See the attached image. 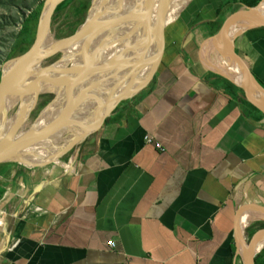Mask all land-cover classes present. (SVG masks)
<instances>
[{"label":"crops","instance_id":"obj_1","mask_svg":"<svg viewBox=\"0 0 264 264\" xmlns=\"http://www.w3.org/2000/svg\"><path fill=\"white\" fill-rule=\"evenodd\" d=\"M209 1L166 25L153 80L100 130L52 164L4 170L0 264H243L236 216L264 207V114L214 62L223 1ZM235 48L264 85V26L240 31ZM157 55L156 43L141 87Z\"/></svg>","mask_w":264,"mask_h":264},{"label":"water","instance_id":"obj_2","mask_svg":"<svg viewBox=\"0 0 264 264\" xmlns=\"http://www.w3.org/2000/svg\"><path fill=\"white\" fill-rule=\"evenodd\" d=\"M62 1L64 0H47L44 2L33 43L24 53L11 60L12 64L6 71H2L0 79V113L5 98L14 93L13 86L20 69L30 60H35L37 64H39L41 60L47 59L61 51L62 47L71 41L88 35L85 39V45L81 51L82 60L84 56V61L79 66L73 65V63H71L69 66L61 68L53 67L51 64L44 68V70H49L52 73V76L45 74L40 75L35 81L33 87L37 89L41 86V84L53 87L56 89L54 92L57 96L58 92L62 91L64 99L61 112L44 128L38 131H28L27 133L6 143L0 151V164L5 162L21 161L19 159V155L23 150L33 146L38 142L48 139L51 136L53 137L59 133H64V131L69 128L79 127L83 131V135L77 138L78 142L93 132H97L103 127L106 120L112 115L121 102L137 95L148 86L162 63V59L166 50V25L163 23L165 8L161 10L160 15L158 16V28L155 33L158 55L152 64V70L148 81L142 87L136 90H133L131 84L122 94L116 97H114V95L119 89L118 86H115L114 88L108 90V93L105 95V100L98 98V96L93 91L98 89L100 85L111 81V79H116L118 77L117 75H119V73L125 69H112L114 72L112 70L106 69V64L110 63L109 65H111V68L122 62V60L116 63L115 59L104 64H97L99 60H94L92 62L88 61L89 55L87 57V54L89 52L90 44L92 43V40L96 34L105 28L116 24L117 22L128 20L129 16H120L119 18H110L104 21H90L88 20V17H86L80 28L77 29L72 35L56 41L49 51L40 53V46L43 44L44 40L51 35V20L53 13L56 7ZM263 1L264 0H261L259 4L254 7L243 5V8L230 13L223 21L219 31L212 36V44L214 45L220 58L231 65L238 66L242 70L246 79L244 80L245 82L243 84L235 81L232 75L230 77H232V80L236 85L241 86L244 89L245 98L264 114V98L260 97V95L264 97V85L251 70L247 61L236 51L235 48V39L240 31L243 29L264 26V13L258 9ZM149 2H151L150 12H153L154 0H149ZM232 27H236L240 31L235 35L230 36L229 30ZM145 63L146 62L144 60L139 59L138 63L133 66V69H130L131 73H134L135 76L138 72L144 69ZM91 66L94 68L93 71L90 72ZM96 69L97 71H95ZM105 74L106 76L103 77V79L100 78L96 80L95 84L85 86L86 83H88L95 75L103 76ZM25 93H27L26 90L17 93V95H23ZM39 95L37 96L39 97ZM94 100L103 103L99 105L98 112H93L91 118L92 123H88L90 125H84L81 120L74 118V116L78 113H81L80 109H83L84 106H89L94 102ZM51 103H49V105H51ZM49 105H47L45 109ZM69 150L70 148L64 149L57 154L56 158H60ZM34 166L36 167L37 165L34 164ZM249 210H253L254 212L264 215V207L256 204H247L238 210L236 216V240L239 247L241 245L239 244L240 237L238 225L242 214ZM5 238L6 245H8L9 237L6 235ZM263 239L264 228H260L252 235L248 244H245V250H243V247L241 246L243 251L242 254H240V257L242 258L243 264H256V257L261 253L264 247L259 251V253L256 252V249L259 245V242Z\"/></svg>","mask_w":264,"mask_h":264},{"label":"bare ground","instance_id":"obj_3","mask_svg":"<svg viewBox=\"0 0 264 264\" xmlns=\"http://www.w3.org/2000/svg\"><path fill=\"white\" fill-rule=\"evenodd\" d=\"M181 2L182 0H154L153 12H150L151 2H146V0L93 1L91 16L89 19L90 21H104L110 18L114 19L119 18L120 16H129L128 20L117 22L116 24L107 27L98 34H96V36L92 40V43L90 44L89 52L87 54V57L89 55L88 61L92 62L94 60L98 61L100 59V64H104L110 62V60L116 59V63L122 60V62L116 64L111 68V65H109L110 63L106 64V69H125L119 73L118 77L115 79L116 81H112L106 87V89H104V91L106 92L103 97L101 98V96H98V98L105 100V95L108 93V90L114 88L115 86H118L119 90L116 89L118 91H116L114 97L122 94L125 88H128L131 84L133 90H136L141 87L149 69V54L155 45L151 43L155 39V33L158 28V19L156 18V16L154 17V12L157 6L159 5L162 6L163 9L165 8L164 10L166 12L164 11L163 23L164 25H167L174 18L180 15L188 0H185L183 6L176 11V8L180 5ZM258 9L264 13V1L261 3ZM239 31L240 30H238L236 27H232L229 30V35L233 36ZM87 36L88 35L82 36L77 40L71 41L69 47L64 51L62 57L57 61L55 65L52 66L63 68L66 65L65 63H73V65L77 66L81 65V63L84 61V56L82 60L81 51L85 45V39ZM51 45L52 40L50 37H47L44 40L43 44L40 46L39 52H47L50 49ZM139 59H142L146 62L145 67L143 70H141L134 76V73L132 74L130 69H133V66L138 63ZM219 59L221 60L220 57ZM11 64L12 63L10 62L9 65ZM218 66L221 65L218 63ZM23 67L21 68L16 77L13 86L14 93L5 98L4 104L1 108L0 151L6 143L14 139L12 138L14 136V130L18 128L20 124V116L18 117L19 121L16 122H12V120L9 121L7 119L6 115L9 110H11L13 107H15L21 102H27L28 100L32 99L33 97H36L42 92L56 90L53 87L44 84H41V86L37 89L33 87L35 81L40 75L45 74L48 76H52V73L49 70L42 69L35 60H32L29 64ZM225 67L227 68L228 74L232 75L235 81L240 84H243L245 82L244 80L246 79L244 75L237 72L234 66L227 63ZM93 68L94 67L92 66L90 67V72L93 71ZM95 71H97V69ZM96 78L97 76L95 75L91 79L93 80L91 85L96 83ZM101 89L103 88H101L100 86L96 90ZM25 90L27 91V93L23 95H17V93ZM260 97L264 98L261 95ZM63 99V93L62 91H59L57 98L53 101V103H51V105H49L47 113L61 109L63 105ZM102 103L98 102L97 100H94V102L90 104L89 107L84 106L83 109H80L81 113L76 114L74 118L81 120L84 125H90L88 123H92L91 118L89 120H86L87 123L81 118L84 116H87L88 118L91 117L93 111H99V105H101ZM46 118L47 115L40 117L37 123L29 131H38L44 128V122ZM73 130L75 132L74 134L76 135L75 137L79 138L83 135V131L81 130V128L74 127ZM62 134L64 133H59L58 135H54L53 137L51 136L50 138L38 142L33 146L23 150L19 155V159L24 162L31 159H37L38 161H41L55 158L57 154L65 148L64 146L59 145L60 141L58 139L61 138ZM251 214L252 213L250 211L244 212L240 218V222L238 225L240 237L239 244L243 247V250H245L246 248V240L245 237H243V231L248 227L249 222H251V220L253 219ZM241 246L239 247V254H242L243 251Z\"/></svg>","mask_w":264,"mask_h":264},{"label":"rangeland","instance_id":"obj_4","mask_svg":"<svg viewBox=\"0 0 264 264\" xmlns=\"http://www.w3.org/2000/svg\"><path fill=\"white\" fill-rule=\"evenodd\" d=\"M41 1L45 2L47 0H0V74L2 73V71H6L11 66V65H9L11 60L16 57V56L15 57H9L8 55L10 53L12 44L16 38L18 31L20 30V28L22 26L24 19L31 12V10ZM93 1L94 0H90V6L85 13V19H86V17H88V20L90 19ZM207 1H209V0H188L186 5L184 6L183 10L181 11L180 16L185 14V13L191 14L192 12H194L196 9H198L202 4L206 3ZM210 1L214 2L217 0H210ZM146 2H149V0H146ZM182 2H184V0H182ZM182 2L176 8V11L180 8ZM161 10H163V7L160 5L157 6V8L154 12V17L156 16V18L158 19L157 16L160 15ZM76 20H77V17H75L74 14H71L66 9H64L61 16L56 20V22L51 24V35L49 37L52 40V45H51L50 49L53 47V45L56 41L64 39V38L72 35L77 29L80 28L81 24L77 25L76 23L78 20L77 21ZM196 23L197 22H195L193 24L195 25ZM151 44H156V37H155L154 41H152ZM69 45H70V43H68L67 45L62 47V50L59 51L58 53L54 54L53 56H51L47 59L41 60L38 65L42 69H44L45 67H47L51 64L55 65L57 63V61L62 57L64 51L69 47ZM105 46H107V45H105ZM213 59H214L215 63L220 62V64L221 63L224 65L227 64V62H225L222 58H221V60L219 59L218 54H217V56L214 55ZM99 61H100V59H99ZM99 61L97 64L101 63ZM30 62H31V60L28 63H26L25 65L29 64ZM65 64L66 65L64 67L70 65L68 63H65ZM105 76L106 75H103V76L98 75L96 80L100 79V78L103 79V77H105ZM112 81H116L115 78L111 79V81H109L107 83L100 85L101 88H103V89L94 90L93 92H95V94L97 96H99V97L101 96V98H102L106 92V91H104V89H106V87ZM92 82H93V80H90L88 83H86L85 86H89ZM126 89H127V87H126ZM48 93L53 94L52 101L57 98V95L55 94L54 91H50V92L46 91V92L40 94L39 97L41 95H45ZM37 97L38 96L33 97L32 99L28 100L27 102L19 103L18 105L13 107L11 110H9V112L7 113V115H6L7 119L9 121L12 120V122L19 121L18 117L19 116L21 117L19 127L14 130L15 132H14V136L12 138L15 139V138L27 133L37 123V121L40 117L47 115V118L44 122V126H47L54 118H56L60 114L61 109L47 113L49 106L46 109L43 108L41 111H37L38 110L37 107H38V104L40 102L39 97H38V99H37ZM89 106H87V107H89ZM22 111H23V113H22ZM24 111H26V112H24ZM92 115L89 118L87 116H84L81 119H83L84 121L89 120L90 118H92ZM74 133L75 132H74L73 128H69V129L65 130L64 134H62L61 138H60L62 140L58 139L60 141L59 145L64 146L65 147L64 149H66V148L71 149V147L78 142V139H77L78 137H75L76 135ZM63 150H61V151H63ZM56 157L52 161L45 163V164H42L45 160L38 161L37 159H31V160H27L24 162L23 161H16L15 163L27 165V166H34V163H35L37 166H42V165L52 164L53 162H55L57 160ZM258 216H262V215H258ZM261 218H264V217H261ZM260 223H264V221L262 219L256 220V221L254 219L251 220V222L249 223L250 224L249 228H248L249 230L247 229L246 233L243 234L247 241L250 240V236L252 235L251 231L255 232L256 230L260 229V227H259Z\"/></svg>","mask_w":264,"mask_h":264},{"label":"trees","instance_id":"obj_5","mask_svg":"<svg viewBox=\"0 0 264 264\" xmlns=\"http://www.w3.org/2000/svg\"><path fill=\"white\" fill-rule=\"evenodd\" d=\"M222 1L223 3L221 7L216 12L218 18L212 21V25L214 26L212 32L213 34L219 31V29L223 24V21L225 20L226 16L229 14L227 11L228 7L230 12H233L241 8L243 5L254 7L258 5L261 0H222ZM43 5H44V1L39 2L24 19L22 26L18 31L16 38L12 44L10 53L8 55L9 57H15L24 53L33 43ZM89 6H90V0H64L56 7L52 16L51 24L56 22V20L61 16L64 9H66L69 13L74 14L75 17H77L78 20V21L76 20L77 25L82 24L85 20V13L88 10ZM0 79H1V74H0ZM233 85L236 88V90L240 91L241 93L240 101L242 103H244L247 107H249L252 110L261 112L245 98V91L242 87H239L235 84ZM52 97H53L52 93L41 95L39 97L40 102L38 104L37 111H41L43 108H45L52 101ZM16 164L18 163L5 162L0 164V176L6 168H9ZM259 227L264 228V223H260ZM255 232L251 231L252 235ZM263 254H264V249L256 257V264H259L258 260L261 258V256H263Z\"/></svg>","mask_w":264,"mask_h":264},{"label":"built area","instance_id":"obj_6","mask_svg":"<svg viewBox=\"0 0 264 264\" xmlns=\"http://www.w3.org/2000/svg\"><path fill=\"white\" fill-rule=\"evenodd\" d=\"M108 247H110V248H114L115 247V243L113 242V241H110V242H108Z\"/></svg>","mask_w":264,"mask_h":264}]
</instances>
